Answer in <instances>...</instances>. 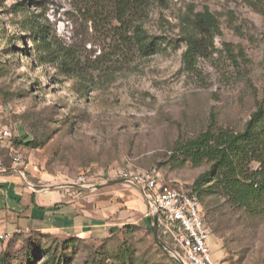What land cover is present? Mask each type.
I'll use <instances>...</instances> for the list:
<instances>
[{
    "label": "rangeland",
    "instance_id": "obj_1",
    "mask_svg": "<svg viewBox=\"0 0 264 264\" xmlns=\"http://www.w3.org/2000/svg\"><path fill=\"white\" fill-rule=\"evenodd\" d=\"M107 12L94 0H0V116L15 134L0 144V161L36 189L55 185L68 200L95 203L117 224L100 238L3 234L0 264H179L159 243L140 188L120 174L149 171L194 188L211 163L185 161L177 146L208 129L244 130L264 98V0L151 2L144 28L159 48L151 56L96 26L91 16ZM205 12L215 20L206 35L195 25ZM36 24L74 47L80 75L50 60ZM193 39L200 51L190 67ZM201 192L215 264H264V197L245 208L215 181ZM158 237L173 243L163 225Z\"/></svg>",
    "mask_w": 264,
    "mask_h": 264
},
{
    "label": "trees",
    "instance_id": "obj_2",
    "mask_svg": "<svg viewBox=\"0 0 264 264\" xmlns=\"http://www.w3.org/2000/svg\"><path fill=\"white\" fill-rule=\"evenodd\" d=\"M94 1L100 7L107 4L106 14L109 15L91 16L96 26L109 25V29L118 35V42L121 45L128 50L138 51L142 56H151L158 52L159 48L148 36L144 23L151 2L166 3L168 0ZM214 24L215 20L209 13H199L196 16V28L205 35L211 33ZM36 26L45 42L50 60L62 73L69 76L80 75L82 61L74 47L60 44L55 36L50 35L42 26L39 24ZM198 51L200 50L197 41L191 40V45L185 53V62L188 66H192ZM176 151L185 161H191L193 164L211 163L210 169L201 173L194 181L193 189L199 193L202 201L203 186L215 181L218 190L232 203L245 208H252L254 204H259L264 197V98L253 112L244 130L208 129L195 138L179 144ZM253 161L261 164L257 170L251 167ZM116 229L113 227L111 231ZM75 237L78 238V236ZM4 260L0 258V261L4 262Z\"/></svg>",
    "mask_w": 264,
    "mask_h": 264
},
{
    "label": "crops",
    "instance_id": "obj_3",
    "mask_svg": "<svg viewBox=\"0 0 264 264\" xmlns=\"http://www.w3.org/2000/svg\"><path fill=\"white\" fill-rule=\"evenodd\" d=\"M22 171L15 165L0 166V236L39 231L100 238L117 225L106 221L95 203L68 200L62 187H32Z\"/></svg>",
    "mask_w": 264,
    "mask_h": 264
},
{
    "label": "built area",
    "instance_id": "obj_4",
    "mask_svg": "<svg viewBox=\"0 0 264 264\" xmlns=\"http://www.w3.org/2000/svg\"><path fill=\"white\" fill-rule=\"evenodd\" d=\"M14 137L12 126L0 116V144L9 146ZM13 159L14 164H20L19 156ZM0 166H3L2 161ZM22 174L25 175L23 171ZM120 176L140 188L151 216L158 213L159 228L163 225L170 240L179 247L165 240L173 251L171 255L180 264H215L208 244L211 231L198 192L193 188L166 182L154 172H122Z\"/></svg>",
    "mask_w": 264,
    "mask_h": 264
},
{
    "label": "water",
    "instance_id": "obj_5",
    "mask_svg": "<svg viewBox=\"0 0 264 264\" xmlns=\"http://www.w3.org/2000/svg\"><path fill=\"white\" fill-rule=\"evenodd\" d=\"M20 173H21V172H20ZM119 181H120V180L111 181V182H109L108 185H111V184L117 183V182H119ZM153 217H154V227H153V228H154V232L156 233V237H157L159 243H160L164 248H166L170 253L173 252L172 249H171L167 244H165L163 241H161V240L159 239V237H158V228H159V215H158V213H155Z\"/></svg>",
    "mask_w": 264,
    "mask_h": 264
}]
</instances>
